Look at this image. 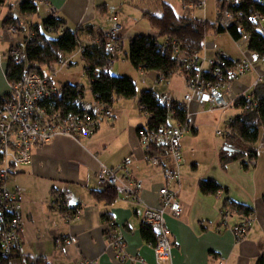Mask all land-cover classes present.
Wrapping results in <instances>:
<instances>
[{
  "label": "crops",
  "instance_id": "0c3cea01",
  "mask_svg": "<svg viewBox=\"0 0 264 264\" xmlns=\"http://www.w3.org/2000/svg\"><path fill=\"white\" fill-rule=\"evenodd\" d=\"M18 1L3 0L0 5L2 9L0 11V99L8 93L10 85V81L6 78L10 63L7 59L9 44L1 33L3 20L7 16L11 15L20 22L26 19L29 21L25 22L28 29L38 26L43 30V22L50 16V9H53L66 29L80 34L81 42L86 44L92 42L96 36L107 33L104 32V26L109 23L108 15L111 11L117 10L114 14L117 18V14L121 13L119 21L122 29L136 19L138 13L142 14L141 18L144 20L146 19L143 16L147 12L158 15L160 12L158 4L164 2L163 0L137 2L136 0L135 2L134 0H110V2L109 0H35L36 14L22 15L19 12ZM130 31L120 36L121 51L118 53V60L125 58L129 61L128 49L125 52L126 46L132 38L142 36H135ZM22 37H18V43H22ZM231 39L234 42L233 38ZM220 41L209 42L216 43L219 50L234 62L243 58L242 51L241 56L233 58L231 49H228L227 44L220 45ZM213 55L214 52L210 50L206 53L208 58ZM129 66L137 72L130 62ZM113 71L114 68L111 66L108 70L109 75L121 76ZM138 72L141 77L137 78V82L131 77L135 83L136 96L133 99L117 100L108 106L112 116L107 120L103 116L99 117L100 126L93 137L75 139L56 137L42 147L32 149L30 165H20L15 168L8 189L23 187L26 191L20 205L23 256L29 261L39 258L41 264H78L81 259L94 260L97 264H157L151 242L145 241L142 237V216L145 207L159 206L158 191L167 186L175 193L176 200L183 209L178 218L170 215L165 217L172 247L169 263L256 264L258 258L264 256V203L262 202L264 147H259L260 144H264V134L262 141L259 139L256 145L257 156L253 165L249 163L248 168H244L242 162L248 161L245 157L223 164L220 156L231 155L227 142L224 144L207 142L200 136L207 123L209 125L212 122L209 116L212 111L207 106H199L196 101L190 102L187 105V118L191 129L188 133L193 136L181 138L182 159L179 169L181 179L177 186L167 184L159 174V170L145 162L143 150L137 139L136 130L147 123L139 114V95L142 91L151 90L158 97L166 95L171 102L182 103L187 93L186 84L183 81L182 98H176L172 95L175 90L170 87L168 93L158 92L157 72ZM259 73L260 70L255 68L235 81L231 88L234 98L244 96L251 100L256 89L252 85ZM45 76L51 79L46 74ZM138 79L141 85L146 87L138 88L136 86ZM238 111L239 113L229 120L238 117L241 110ZM130 157L132 158L130 173L143 186L139 193L142 202H132L119 195L111 204L93 199L92 191L101 189L97 186L96 177L100 168L117 167ZM207 179L218 183L221 190L216 194L203 195L199 183ZM66 189L71 191V206L77 208V217L72 221H65L60 212L51 208L55 194ZM233 203L246 205L252 210L250 228L242 240L234 237L231 228L244 220L243 215L234 212L228 220V227L220 226V212ZM106 221L115 222L121 232L125 243L124 261L117 258L115 250L105 238L103 228ZM57 238H73L75 243H68L63 247L56 246L54 240ZM23 263L20 258L10 262V264Z\"/></svg>",
  "mask_w": 264,
  "mask_h": 264
},
{
  "label": "built area",
  "instance_id": "2783aa9c",
  "mask_svg": "<svg viewBox=\"0 0 264 264\" xmlns=\"http://www.w3.org/2000/svg\"><path fill=\"white\" fill-rule=\"evenodd\" d=\"M25 1L32 0H19V3L22 4ZM174 1L178 2L185 11H198L203 19L187 17L195 18L201 23L209 22L205 17L207 0ZM215 3L217 19L214 23L224 30L232 28L236 21L244 16L239 9H236L240 5L238 0H225L221 5L215 0ZM49 13L54 20L58 19L55 10L50 9ZM108 21L111 26L104 34V39L107 51L114 55L119 50L121 25L116 15L109 17ZM249 22L261 26L264 35L263 14L259 12L253 14ZM240 31L242 33L243 29ZM1 33L9 44L7 59L12 65L18 66L21 71L15 79L11 80L8 93L0 99V264H10L14 259L19 258L23 260V264H27L28 260L22 254L23 225L20 214V205L26 191L23 187L10 190L7 187L15 168L20 165H30L32 149L42 147L56 137L64 136L71 139L93 137L100 126L99 117L103 116L107 120L111 118L112 113L94 96H92V102L87 104L84 100V92L75 99L76 110L73 112L55 108L54 99L60 92L59 85L32 69L26 55V45L34 37L33 30L25 31L24 25L16 20L13 24L3 25ZM19 36H23L22 43L17 42ZM155 39L161 42V52L171 54L174 63L173 75H181L184 78L187 93L182 103L177 102L179 107H184L188 111L187 105L196 101L199 106H207L209 110H226L229 107L237 108L240 98H245V108L249 109L251 106L249 98L244 96L234 98L231 94L232 84L255 68H258L260 73L252 87L257 88L264 82V55L249 51V35L242 33L237 40H234L236 48L243 52V58L234 62L232 68L229 66L231 59L219 50L216 43L205 40L201 53L190 56L181 48L177 40ZM208 50L214 52L213 57L206 56ZM83 51V47L79 48L80 54ZM113 63L112 60H108L102 71L108 73ZM165 81H167L166 74L162 70L157 72V82ZM160 97L161 106L166 108V125L150 128L148 124L153 114L146 105L140 104L139 114L146 119L147 123L136 130L137 139L143 150L145 162L159 170L164 182L177 186L181 179L179 172L182 159L181 138L191 129L187 114L185 123H178L175 118H172L176 112L172 107L173 102L166 95ZM232 122L233 119H230L225 131H219L217 135L227 136ZM259 147H264V144H260ZM156 151H161L162 154H156ZM131 162L130 157L114 168L108 169L102 166L96 175L97 186L101 189L117 188L121 198L141 203L139 193L143 186L131 175ZM254 163L255 160L251 162V165ZM158 196L160 197L158 207H145L142 216L143 227L151 230L155 236L156 242L152 248L156 263L172 264L169 263L172 256L170 231L166 226L165 217L170 215L178 218L183 209L177 202L175 193L169 187L159 189ZM52 201L51 208L54 211L59 208L72 207L71 191L66 189L56 193ZM220 216V226L228 227V220L232 217L230 210L223 209ZM76 217L77 214H72L71 211H67V214L63 216L65 221H72ZM251 217L232 226L231 231L237 240L245 238L250 228ZM103 232L107 242L115 250L117 258L124 261L126 258V254L123 253L125 243L116 223L106 221ZM68 243H75V239L57 238L54 240V244L60 247L67 246ZM78 264H97V262L81 259Z\"/></svg>",
  "mask_w": 264,
  "mask_h": 264
},
{
  "label": "trees",
  "instance_id": "16d2710c",
  "mask_svg": "<svg viewBox=\"0 0 264 264\" xmlns=\"http://www.w3.org/2000/svg\"><path fill=\"white\" fill-rule=\"evenodd\" d=\"M223 4L225 0H216ZM239 9L244 15L242 19H238L232 28L224 30L210 22L201 23L195 18L186 16H177L173 8L160 2L158 15L153 13H145L144 18L148 20L150 27L155 30L158 37L161 39L177 40L181 48L187 51L190 56L201 53L205 37L209 34L219 35L228 32L233 40H237L242 33L249 35L250 41L248 48L250 52L264 55V35L262 27L249 22V18L255 13H261L264 16V0H238ZM3 0H0V5ZM37 10V2L32 0L25 1L19 5V12L22 15H35ZM16 21L13 16H7L3 20V25L13 24ZM50 29V30H49ZM241 29H243L241 33ZM33 38L26 45V55L31 63L32 69L45 76L44 68L54 70V66H60L66 59L71 56L79 48L84 49L80 56L83 60V67L86 77L89 79V89L91 95L96 97L102 104L111 106L114 102L120 99L128 100L136 96L135 83L131 77L111 76L109 73H104L102 69L105 67L108 60L116 62L121 51V43L119 50L113 55L106 49L104 34L96 36L90 43H82L80 34L67 30L65 24L58 17L54 20L53 17H48L43 22V30L38 26L33 27ZM48 34L57 35L51 38ZM128 59L133 68L143 72H160L166 74L167 80L173 76L174 63L171 54L160 51L161 42L151 36H137L129 41ZM234 65V61H229V66ZM21 69L9 63L6 73L7 81L15 79L20 74ZM59 94L54 99L55 108L61 111L76 110L75 99L80 96L84 89L70 85L68 83L59 86ZM253 98L249 100L251 106L245 108V98H240L237 102L238 110H241L238 117L233 118V122L229 127V133L225 136L228 146L231 149V155L222 154L220 159L223 164L231 161H238L242 158L248 161L242 162L244 168H248L249 163L255 160L257 156L256 145L259 142L260 131L264 134V82L255 89ZM140 104L146 105L152 112L151 120L148 124L150 128L163 127L166 125V108L161 106V97L155 95L153 91H142L139 95ZM172 107L176 112L172 116L178 123H185L187 120V111L184 107H179L177 102L173 101ZM161 152V151H160ZM156 151V154H162ZM200 192L203 195L216 194L221 190V187L212 179L203 180L199 183ZM92 197L96 201H104L111 204L118 197L117 188H105L98 191H92ZM264 203V196L262 197ZM231 215L236 212L243 215L245 218L252 216V210L241 204H229ZM227 208V209H228ZM71 211L72 214H77L76 207L59 208L62 216ZM142 237L145 241L155 244V236L151 230L142 227ZM27 264H41V260H28ZM256 264H264V256L258 258Z\"/></svg>",
  "mask_w": 264,
  "mask_h": 264
},
{
  "label": "rangeland",
  "instance_id": "374dc122",
  "mask_svg": "<svg viewBox=\"0 0 264 264\" xmlns=\"http://www.w3.org/2000/svg\"><path fill=\"white\" fill-rule=\"evenodd\" d=\"M131 1V0H130ZM139 0H136V2ZM164 2H166L167 4H170L171 7L174 8L175 12L177 15H184V16H189V17H196L198 19H203L202 14L199 13L196 10H193L191 12L189 11H185L182 8H180V4L176 1L173 0H163ZM110 2V0H109ZM123 2V1H122ZM125 2V1H124ZM135 2V0L133 1ZM19 3V1H18ZM20 4V3H19ZM124 4V3H123ZM127 5V3H125ZM207 8H206V14L205 17L206 19L211 22L214 23V21L217 19V5L214 2V0H207V4H206ZM2 9H0L1 11ZM117 10L111 11L110 14L108 15L109 17L113 16L116 13ZM50 15V14H49ZM118 21H119V16L121 15V13H118ZM142 14L138 13V17H135L136 19H134L131 23H129L128 26H124L121 29V34H126V32L130 31L133 34H135V36L137 35H142V36H151L154 38L159 39L158 34L155 30H152L149 25H148V21L144 20L141 18ZM109 19V18H108ZM22 25H25V22H29L26 19L25 20H21ZM120 23V21H119ZM111 24L107 23L104 27V32H107L110 29ZM24 29H28V26L25 25ZM136 32V33H135ZM132 34V35H133ZM51 38H55L57 35L54 34H48ZM206 42L209 41H215L217 40V42L219 40L220 41V45L223 44H227L228 49H231V51L233 52V58H238L239 55L241 56V49L236 48L234 42L232 41V39L230 38L228 32H225L223 34H219L216 36H213L211 34L207 35L205 37ZM128 46H126L125 48V52H127ZM125 56L123 55V58ZM123 60V61H121ZM83 60L82 57L80 56V52L79 50H77L75 53H73L71 56L66 57V59L64 60V62L62 64H60V66H54V70L48 69V68H44L43 71L45 72V74L49 77H51V79H53V81L57 84V85H61L64 83H69L70 85H76L82 89H84V100H86L87 104L91 103V94L89 92V79L86 77L85 71H84V67H83ZM112 67L114 68V73H118L121 76L124 77H132L134 81L137 82V78H140L141 75H139V72H135L132 70V68L129 66V61L124 59H120L118 61H116V63L112 64ZM183 81L184 78L181 75H173L172 79L170 81H165V82H161L158 83L159 85L157 86V90L158 92H165L168 93L169 92V87L173 90H175L172 95L175 96L176 98H182L183 95V90H184V85H183ZM167 82V83H166ZM156 83V82H155ZM170 85V86H169ZM138 88L141 89V87H146V86H142L140 80L138 79V83L136 85ZM187 90V89H186ZM171 96V95H170ZM172 97V96H171ZM171 100V99H170ZM212 112L209 113V116L212 118V122L211 124L204 127V129H202V131L200 132V136H202L203 141H213L216 143H225L227 142L225 136H221V135H217V132L225 131V125L227 120H229V118L234 117V115L238 114L239 111L238 109L232 107L226 110H211ZM220 111V112H219ZM261 135H260V141H262L263 137V131H260ZM190 133H185L184 137L187 136H193L192 134L189 135ZM11 186V181L9 179V183H8V188ZM25 195V194H24ZM24 197V196H23ZM23 200V199H22Z\"/></svg>",
  "mask_w": 264,
  "mask_h": 264
}]
</instances>
